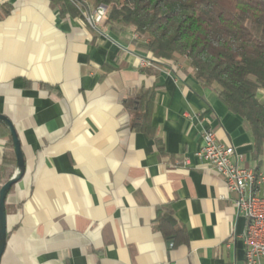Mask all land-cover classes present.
<instances>
[{"label": "crops", "instance_id": "obj_1", "mask_svg": "<svg viewBox=\"0 0 264 264\" xmlns=\"http://www.w3.org/2000/svg\"><path fill=\"white\" fill-rule=\"evenodd\" d=\"M134 40L145 42L131 28L60 16L48 0H0V114L25 162L5 201L0 264H245L236 194L195 153L211 131L239 166L264 172L263 157L184 57L141 67L151 58ZM147 89L152 136L122 107ZM7 140L0 127V167ZM164 213L185 244L156 229Z\"/></svg>", "mask_w": 264, "mask_h": 264}, {"label": "trees", "instance_id": "obj_2", "mask_svg": "<svg viewBox=\"0 0 264 264\" xmlns=\"http://www.w3.org/2000/svg\"><path fill=\"white\" fill-rule=\"evenodd\" d=\"M60 16L83 19L77 3L48 0ZM106 8L105 23L121 33L127 28L145 40L135 49L156 62L184 57L202 86H214L218 99L245 123L252 137L253 157H264V0H92V8ZM154 89L127 98L122 107L132 117L131 127L152 136L149 124ZM0 173L11 176L15 156L9 132ZM3 185V184H2ZM13 187V186H12ZM11 187V188H12ZM168 214L158 215L156 229L172 247L186 243L183 229L172 226Z\"/></svg>", "mask_w": 264, "mask_h": 264}, {"label": "built area", "instance_id": "obj_3", "mask_svg": "<svg viewBox=\"0 0 264 264\" xmlns=\"http://www.w3.org/2000/svg\"><path fill=\"white\" fill-rule=\"evenodd\" d=\"M86 24L92 28L103 26L106 20V8L97 6L94 9L76 4ZM132 38L138 35L132 29ZM141 67L153 66V60L139 58ZM195 157L209 165L222 177L226 190L233 192L236 197L233 201L238 215H250V227L246 236H241L244 246L245 264H264V172L260 171L257 179H250V168L238 165L242 160L231 145L221 143L211 131L202 135V144ZM245 185H252L254 200L244 202L243 189Z\"/></svg>", "mask_w": 264, "mask_h": 264}, {"label": "water", "instance_id": "obj_4", "mask_svg": "<svg viewBox=\"0 0 264 264\" xmlns=\"http://www.w3.org/2000/svg\"><path fill=\"white\" fill-rule=\"evenodd\" d=\"M0 125L3 126L10 135L15 156V170L10 178L0 188V260L4 254L7 242V227H6V197L13 185L18 183L25 172V162L20 146L17 133L11 121L4 115L0 114Z\"/></svg>", "mask_w": 264, "mask_h": 264}, {"label": "bare ground", "instance_id": "obj_5", "mask_svg": "<svg viewBox=\"0 0 264 264\" xmlns=\"http://www.w3.org/2000/svg\"><path fill=\"white\" fill-rule=\"evenodd\" d=\"M259 174L260 172L251 169L250 179H257ZM243 196H244V202H252L254 200V189H252V185L244 186ZM243 218L245 220V230L243 236H246L250 227V215H243Z\"/></svg>", "mask_w": 264, "mask_h": 264}, {"label": "rangeland", "instance_id": "obj_6", "mask_svg": "<svg viewBox=\"0 0 264 264\" xmlns=\"http://www.w3.org/2000/svg\"><path fill=\"white\" fill-rule=\"evenodd\" d=\"M89 8L91 9L92 7L89 6ZM92 9H94V8H92ZM259 99H260V101L264 102V98L262 96H260ZM262 167H264V157H263Z\"/></svg>", "mask_w": 264, "mask_h": 264}]
</instances>
